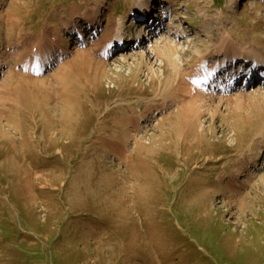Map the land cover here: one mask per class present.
<instances>
[{
	"label": "rangeland",
	"instance_id": "374dc122",
	"mask_svg": "<svg viewBox=\"0 0 264 264\" xmlns=\"http://www.w3.org/2000/svg\"><path fill=\"white\" fill-rule=\"evenodd\" d=\"M134 1L0 0V264H264V87L184 89L227 33L264 39V0H160L179 76L154 42L103 62L72 39ZM45 37L68 54L35 72Z\"/></svg>",
	"mask_w": 264,
	"mask_h": 264
},
{
	"label": "bare ground",
	"instance_id": "6f19581e",
	"mask_svg": "<svg viewBox=\"0 0 264 264\" xmlns=\"http://www.w3.org/2000/svg\"><path fill=\"white\" fill-rule=\"evenodd\" d=\"M152 2H155V0H135L134 4L130 7L129 12H127V15L128 14L132 15L133 13H136L141 9L145 10V9L151 8ZM127 15H125L124 17L118 18L113 23L112 30L110 32L108 30L107 31L105 30L103 32L102 37L107 36V40L105 43L98 44V47L96 49L97 52H99L100 54L101 53L104 54L106 57H110V50L113 47V45L115 44V41L116 40L125 41L126 37H125L124 31H125V20H126ZM99 18L100 17H99L98 8H93V11L91 12V14L86 15L84 18L87 21V27L86 28H90V30L91 29H98L99 30L100 26L97 27V22H100ZM176 33H178V31H176ZM139 34H141V32H139ZM180 34L183 35V32L180 31ZM234 39L235 38H234L233 34H231V33H227L226 35H224L222 37V39L217 44L215 43L216 49H214V51L209 52L207 55L200 54L198 56V59L195 61V64H194L193 73L188 72V73L184 74L185 75L184 77L188 78V80H185V82L189 86L187 89V85L185 84L184 89L187 91V93H190L188 95H191V98L195 99L196 94H197V96L198 95L200 96V93H202L204 91L203 90L204 87L197 84V79L209 82L212 78L211 76L213 75V73L219 68V65L217 64V62L210 65L209 57L214 58L218 55L224 56V58L221 61V63H222L221 65H223L227 61H233V62L234 61H248L250 63L264 62V39H261V40L258 39V40H256V43L252 42L251 44H248V45H239V43L237 41H235ZM44 40L47 43L49 41L48 37H45ZM158 40H162L161 41L162 44ZM158 40H157L158 41L157 44L151 45V47L164 60L165 59L168 60V63H170L169 60H172L175 63V64L170 63V65H172L175 68L174 71L176 72V75L179 76L180 71H182L181 70V61H180L181 60V48L179 47V43L175 42L176 39L173 41L172 40L168 41L166 39L160 38ZM164 40H166V41H164ZM64 43H65V41H64ZM49 46H50V43H48L45 46V49H46V51L48 50L49 55H50L51 50H53V49H49ZM64 53L65 52L63 51L61 53V55L63 56ZM164 55L166 57H163ZM101 61L104 62V60H101ZM38 66L39 65H36V67H34L37 71H41L42 67H44V65H42V64L40 67H38ZM3 68L4 67L0 63V75L4 72ZM191 78H192V81H189V79H191ZM200 98H201V96H200ZM200 100L201 99H199V101ZM189 109H190V107H189ZM158 258H159V262L156 259H155V262L158 264H163L159 256H158ZM170 260L172 261V259H170ZM170 260H168L166 264H170V263H168ZM173 264H177V263L173 262Z\"/></svg>",
	"mask_w": 264,
	"mask_h": 264
}]
</instances>
